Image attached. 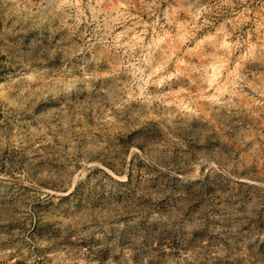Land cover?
I'll return each mask as SVG.
<instances>
[{"label": "rangeland", "instance_id": "obj_1", "mask_svg": "<svg viewBox=\"0 0 264 264\" xmlns=\"http://www.w3.org/2000/svg\"><path fill=\"white\" fill-rule=\"evenodd\" d=\"M0 264H264V0H0Z\"/></svg>", "mask_w": 264, "mask_h": 264}]
</instances>
